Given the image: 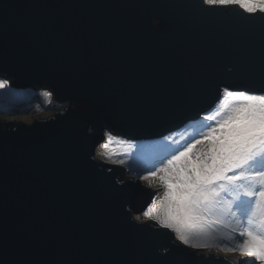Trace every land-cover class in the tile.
I'll use <instances>...</instances> for the list:
<instances>
[{"label": "water", "instance_id": "1", "mask_svg": "<svg viewBox=\"0 0 264 264\" xmlns=\"http://www.w3.org/2000/svg\"><path fill=\"white\" fill-rule=\"evenodd\" d=\"M0 74L65 105L0 122V264H238L139 224L148 193L95 149L105 129L160 138L224 85L259 88V17L202 0H0Z\"/></svg>", "mask_w": 264, "mask_h": 264}, {"label": "snow or ice", "instance_id": "2", "mask_svg": "<svg viewBox=\"0 0 264 264\" xmlns=\"http://www.w3.org/2000/svg\"><path fill=\"white\" fill-rule=\"evenodd\" d=\"M208 8H238L255 19L264 21V0H202ZM6 85L0 82V88ZM45 97L51 93L45 91ZM220 108L206 112L196 123L199 129L177 148H170L161 157L164 167L159 171L163 196L159 204L153 202L135 220L139 224L152 221L168 230L175 239L195 250L207 249L208 240L202 222L209 216L235 219L230 227L232 246L216 245L221 251L238 253L241 258H253L264 264V75L259 88L239 90L232 85L218 89ZM103 113L85 114L84 119H102ZM95 127V126H94ZM101 145L107 149L115 139L111 130L105 131ZM204 147L197 151V146ZM105 157L106 152H98ZM166 160V164H165ZM116 163V161H112ZM155 168L147 175L157 177ZM170 255L157 251L159 260ZM247 264V261H245Z\"/></svg>", "mask_w": 264, "mask_h": 264}, {"label": "rangeland", "instance_id": "3", "mask_svg": "<svg viewBox=\"0 0 264 264\" xmlns=\"http://www.w3.org/2000/svg\"><path fill=\"white\" fill-rule=\"evenodd\" d=\"M4 81L9 82L10 79H3ZM0 82L3 83V81ZM33 87H25L22 88V91H27V90H32ZM7 89V87L5 86L4 88H0V91H5ZM43 93L45 92V90H41ZM31 98V97H29ZM229 98H226L224 101H221V103H217L216 104V108H220L222 106V104L224 102H226ZM5 102L3 101L2 103H0V122H5V121H10V122H15V121H19L22 122L24 124H31L33 122L34 119L42 117V118H47L48 115H52L54 111L53 108L55 107H63L65 106L64 104H60V103H54L53 106L49 109H38L35 111H38L36 113H31V108L29 110H25V109H20L18 108L17 110H11L9 108H5ZM5 108L4 110H2L1 108ZM215 107V106H213ZM213 107L211 109H213ZM211 109L207 110V112H210V114L215 115V112H211ZM203 114H201L200 117H202ZM194 119L192 121H189L183 125H181L178 129L173 130V132H178L182 131V129H184L185 127L193 129V132L188 135L185 136L187 138H191L192 135H195L196 132L199 129V124L196 123V121L198 120ZM166 135V134H165ZM164 135V136H165ZM183 135H185V132L178 135L177 137H182ZM162 136V137H164ZM160 137V138H162ZM159 138V139H160ZM176 138V137H174ZM186 138L182 139V141H179L177 143H168L167 145H161V146H157L154 144H150L149 146H151V148H149V146L146 147V150L144 151L146 154L142 153V148L143 146H137V149H131V148H127L125 146H123L124 148H114L115 154L116 156L114 157L113 160L111 159H107L106 157H100L98 155V152H106V149H102V147H100L99 149L96 150V158L98 160L104 161L106 163L109 164H114L112 161H118L117 159L122 160L121 164H118L119 167H121L122 170V178L124 180L126 179H132L137 181L140 184V188L141 189H147L149 191H147V196L148 199L152 198L150 200V202L148 203V205L146 206V208L153 202L159 204L160 200L162 199L163 196V184L161 182V180L158 178L161 175H164V173L160 172L159 169L164 167V164H160L159 160L161 157H164L167 155V151L170 148H177L180 147ZM110 145H113L110 144ZM99 147V146H98ZM113 148V146H111ZM203 145H199L197 146V151L200 150L201 148H203ZM149 148V149H147ZM122 152H128L130 154H118V151ZM159 150V151H157ZM130 151V152H129ZM148 154V155H147ZM128 157H132L131 161L127 160ZM165 164H166V160H165ZM138 165H142V166H138ZM155 168L157 170V177H149L148 179H139L138 177L140 176H144L147 175L149 170ZM146 182H154L155 184V189L149 185V188L145 187V183ZM148 202V201H147ZM146 208L144 210H146ZM143 211V210H142ZM142 212L139 214L141 215ZM137 215H133V218L135 219ZM147 222H152V221H147ZM223 224H229L234 226L235 225V219L228 217V218H224L223 219V223L217 222V217L215 216H209L207 217L203 222H202V226L206 232L207 238L208 240L213 244L212 247H209L207 249H201L199 251H202L200 253H207V254H211V255H216V256H225L228 257L230 259L236 260L238 262V264H245V261H247V264H258L256 261H254L253 258H241L239 257L238 253L234 254V253H229L226 251H221L219 247H217L216 245H223L225 247L227 246H232L233 241L230 239V237L232 235H234L231 232L230 227H224ZM176 240V239H175ZM178 241V240H176ZM179 242V241H178ZM252 260V261H251ZM252 262V263H251Z\"/></svg>", "mask_w": 264, "mask_h": 264}, {"label": "trees", "instance_id": "4", "mask_svg": "<svg viewBox=\"0 0 264 264\" xmlns=\"http://www.w3.org/2000/svg\"><path fill=\"white\" fill-rule=\"evenodd\" d=\"M0 78H6L3 75H0ZM3 83L6 85L7 89L5 91H0V103H2L3 101L5 102V108H9L11 110H17L18 108L20 109H25V110H29L31 108V113H36L38 111V109H49L53 106L54 103L51 102V98H52V91L51 89H44L48 92L51 93L50 97H45L43 94H40V96L35 97V93L32 92V90H27V91H22L20 89H16L17 87H10L9 83L7 81H3ZM29 97H33L32 100H28ZM226 98H224L225 100ZM221 103V102H220ZM219 103V104H220ZM218 106V105H217ZM215 105V108L217 107ZM2 107V106H0ZM4 107L1 108L2 110L5 109ZM213 112V111H211ZM210 113V112H209ZM105 131H109L108 129H106ZM185 132V135H183L182 137H177L178 135L182 134ZM193 132V129L187 128L185 127L184 129H182V131H178V132H173L171 134H167L166 136L160 138V139H154V140H146V141H131V140H126L117 136H114L115 139L110 143L113 145H108V148L106 149V153L107 155L105 156L107 159H111L113 160L114 157L116 156L114 148H124L123 146L127 147V148H131V149H137V146H143L142 148V153L146 154L144 151L146 150V147L149 146L150 144H154L157 146H161V145H167L168 143H177L179 141H182V139L187 138L185 136L190 135ZM176 137V138H174ZM105 140H102L99 144L98 149L101 147V145L103 143H105ZM113 146V148L111 147ZM149 148H151V146H149ZM147 148V149H149ZM104 149V148H102ZM159 151V150H157ZM118 154H130L128 152H122L118 151ZM130 152V151H129ZM148 155V154H147ZM132 157H128L127 160L131 161ZM118 161L116 162L117 164H121L122 160L117 159ZM146 186L150 185L155 189V184L154 182H147L145 183Z\"/></svg>", "mask_w": 264, "mask_h": 264}, {"label": "clouds", "instance_id": "5", "mask_svg": "<svg viewBox=\"0 0 264 264\" xmlns=\"http://www.w3.org/2000/svg\"><path fill=\"white\" fill-rule=\"evenodd\" d=\"M0 75H2V74H0ZM36 87H37V86H36ZM37 88H40V87H37ZM40 89H41V90H44V89H49V88H40ZM49 90H50V89H49ZM45 91H46V90H45ZM51 91H52V90H51ZM41 92H42V91H41ZM52 92H53V91H52ZM42 93H43V92H42ZM32 98H33V97H31V98L28 99V100H32ZM52 98H53V93H52ZM52 98H51V102H52V103H55V102L52 100ZM0 100H1V99H0ZM216 104H217V102H216L213 106H215ZM213 106H212V107H213ZM212 107H211V108H212ZM211 108H209V109H211ZM209 109H208V110H209ZM206 112H207V111H205L204 113H206ZM204 113H202V114H204ZM39 118H42V117H39ZM5 122H6V121H5ZM105 130H106V129H105ZM105 130L103 131V134H104ZM108 130H109V129H108ZM178 131H179V130H178ZM174 132H175V131H174ZM172 133H173V132H172ZM169 134H171V133H169ZM166 135H167V134H166ZM166 135H165V136H166ZM114 136H115V135H114ZM117 137H118V136H117ZM120 138H121V137H120ZM123 139H124V138H123ZM155 139H159V138H155ZM126 140H127V139H126ZM150 140H154V139H150ZM131 141H133V140H131ZM139 141H141V140H139ZM142 141H146V140H142ZM100 142H101V141H100ZM134 142H136V141H134ZM99 144H100V143H98V145H97V147H96L95 150L98 149ZM95 158H96V156H95ZM96 159H97V158H96ZM103 162H104V161H103ZM112 165L119 167V165H118L117 163H114V164H112ZM138 166L140 167V166H142V165H138ZM119 168H121V167H119ZM121 169H122V168H121ZM122 170H123V169H122ZM126 180H132V179H126ZM132 181H135V180H132ZM135 182L140 186V184H139L137 181H135ZM146 183H147V182H146ZM140 187H141V186H140ZM145 187H147L146 184H145ZM144 191L147 192V191H149V190L144 189ZM150 199H152V198H150ZM147 200H149V199H146L145 201H147ZM150 223H153V222H150ZM200 252H202V251H199V250H198V253H200ZM204 254H207V253H204ZM214 256H216V255H214ZM229 259H230V258H229ZM232 260H233V259H232ZM251 261H252V260H251ZM251 263H252V262H251ZM257 263H258V262H257Z\"/></svg>", "mask_w": 264, "mask_h": 264}, {"label": "bare ground", "instance_id": "6", "mask_svg": "<svg viewBox=\"0 0 264 264\" xmlns=\"http://www.w3.org/2000/svg\"><path fill=\"white\" fill-rule=\"evenodd\" d=\"M201 254V253H200ZM210 255V254H209ZM220 257V256H219Z\"/></svg>", "mask_w": 264, "mask_h": 264}]
</instances>
